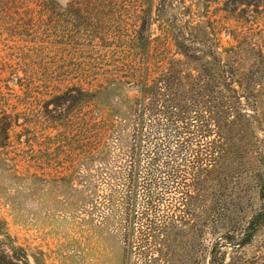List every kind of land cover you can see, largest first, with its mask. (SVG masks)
<instances>
[{"label":"rangeland","instance_id":"1","mask_svg":"<svg viewBox=\"0 0 264 264\" xmlns=\"http://www.w3.org/2000/svg\"><path fill=\"white\" fill-rule=\"evenodd\" d=\"M189 20L199 34L226 26L215 50L242 87L226 153L197 173L183 153L187 172L173 188L156 169L173 159L176 130L140 86L172 63L185 74L197 67L175 45ZM163 23L172 41L160 38ZM142 34L152 36L149 59ZM204 119L214 132L193 143L212 160L218 117L198 113L196 125ZM263 175L264 0H0L3 250L14 242L30 264H211L215 240L230 233L226 263L262 264L264 222L248 227L264 210ZM160 179V210L176 205L182 220L149 243L135 214Z\"/></svg>","mask_w":264,"mask_h":264},{"label":"trees","instance_id":"2","mask_svg":"<svg viewBox=\"0 0 264 264\" xmlns=\"http://www.w3.org/2000/svg\"><path fill=\"white\" fill-rule=\"evenodd\" d=\"M240 3L241 0H231L232 5L237 6ZM196 25L194 20L186 21L182 28L181 35L175 40L176 47L187 60L197 66L195 67L196 69L191 68V72L185 74L182 70L175 68V63H172L169 71L161 74L162 77L158 80H153L151 82L152 85L149 83L151 81L149 80V76H146V80L142 81L140 86L142 95L144 96V104L149 94H152L155 99L161 98L160 102L157 100V106L164 110H154L153 112L163 113L168 123L176 130L175 137L178 146L174 149L176 151L172 153L174 160L169 158L167 162H164L165 165H161L156 169L160 175L162 174V177H167L166 179H168L169 186L173 188L174 185L178 183L179 179L181 181L184 179L185 173L187 172L186 170L197 173L195 172L197 169H207L203 167V161H213L216 163V158L220 160V156L226 153L225 141L231 142L232 138H229V133L228 136L225 135L224 131L228 130L229 132V130H232L235 123L227 113L235 109L236 105L234 102L232 103V101L240 96L234 85L238 84L240 88L242 87V73L240 70L237 69L233 63L224 61L215 50L216 44L214 41H216L217 35L223 28L227 29L226 26L213 24L211 33L206 34V32L203 31L199 34L198 31L200 30L198 28L200 25L197 27ZM161 27L164 33L160 38H166V40L172 41L171 33L169 30H165L168 26L163 23ZM213 37L214 40H212ZM240 37L242 38V34ZM141 40L143 41L142 51L145 52L144 55L149 59V50L153 43L152 36L147 35L144 38L142 34ZM147 70H149V68H147ZM223 93L227 94L228 97ZM154 104L155 103H152V105ZM201 112L210 114L216 113L218 117V128H216L218 131V138L213 139V155L210 157L212 160L208 159L209 150L199 146L201 144L193 143L194 141H207V135L214 132V128L208 125L207 119H204L201 124L196 125L198 124V121H196L198 120V113ZM183 153L187 157L195 156L194 158L196 159V162H192L190 159L186 160V170H183L182 164L178 163V158L180 155H183ZM152 154L154 153L152 152ZM153 159L152 156L150 160L152 161ZM150 183L151 182H146V185L150 186ZM165 183L166 180H157L156 186L158 185V187L156 191L151 189L152 186L147 188V192L144 194V210L135 214L140 215L139 220L141 222V228L138 232L144 237L143 241L151 242L154 237H163L164 235L169 237L170 233H168V231L170 228L173 227L175 229L177 222L182 220V216L177 214L178 211L180 212V208L176 205L163 211H161L158 206L159 202L163 200V195L158 189L161 188L159 187L161 184L165 185ZM261 183V190L264 193V177ZM181 189H183V187ZM182 193L184 196L188 195L187 191L181 192V194ZM262 197L264 198V194ZM134 220L138 221L136 217H134ZM262 222H264V210H261L254 216L248 230L254 227L258 228ZM6 235L8 238L10 237L8 234ZM228 235H230V233ZM228 235L226 238H218L215 240L214 250L211 252V264H228L225 262V259L222 258V252L220 250L224 247L222 243H229L227 242L230 237ZM245 244L241 241L232 245L234 248H242ZM4 245L6 246V243L1 241L0 264H30L24 249L16 246L13 242V245L11 244L12 246L9 247L10 252H7L2 248ZM262 264H264V262Z\"/></svg>","mask_w":264,"mask_h":264}]
</instances>
